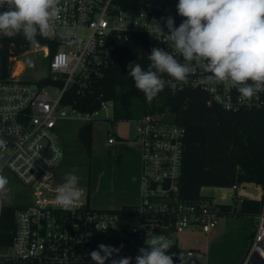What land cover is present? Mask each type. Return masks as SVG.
Returning <instances> with one entry per match:
<instances>
[{"label":"built area","instance_id":"2783aa9c","mask_svg":"<svg viewBox=\"0 0 264 264\" xmlns=\"http://www.w3.org/2000/svg\"><path fill=\"white\" fill-rule=\"evenodd\" d=\"M176 5L136 0L126 8L119 0H61L60 19L24 51L40 49L48 59L47 76L35 82L23 80L17 59L24 52L11 58L10 74L0 78V138L7 142L6 148L0 149V174L9 173L18 182L21 204L14 214L16 229L11 243H0V248L9 252L0 255V264H96L90 254L98 251L105 256L100 245L113 250L104 264L126 257L135 262L148 236L162 234L176 244L172 235L187 231L209 235L218 227L223 214L215 201L206 203L208 198L202 194L194 202L180 197L185 129L174 123L169 113L149 111L135 119L141 146V191L140 203L132 206L130 213L94 209L90 190L82 184L84 194L71 209L59 207L55 199L56 188L64 182L60 176L65 158L64 126L93 123L102 109L115 113L114 100H103L98 109L89 112L73 108L65 103L70 91L79 96L92 93L91 87L115 64L118 44L134 35L144 36L149 54L154 47L171 51L151 32L154 23L167 32L162 18L168 16L174 18V26L180 25L184 18ZM12 39L26 40L21 34L0 37V43ZM206 75L197 70L187 84L165 75L167 84L161 92L197 90L204 93L209 107L227 112L264 111V92L251 101L244 100L234 88L206 83ZM48 88L58 93L52 95ZM114 136L109 133V143L114 142ZM245 185L236 183L231 189L237 193ZM259 186L260 208L248 252L240 264H264V180ZM235 200L244 201L237 195ZM3 206L0 198V215Z\"/></svg>","mask_w":264,"mask_h":264},{"label":"clouds","instance_id":"9594fccd","mask_svg":"<svg viewBox=\"0 0 264 264\" xmlns=\"http://www.w3.org/2000/svg\"><path fill=\"white\" fill-rule=\"evenodd\" d=\"M61 0H0V37L23 35L30 44L46 35L60 19ZM178 14L184 19L178 27L174 18H162L168 29L164 32L154 23L156 38L168 44V49L154 47L147 56L145 70L138 62L127 65L135 87L151 102L167 81L187 84L197 70L206 73L205 82L234 88L241 99L251 101L264 92V0H178ZM158 39V38H157ZM7 142L0 138V149ZM76 170L66 173L64 182L56 188V203L66 210L83 196L81 177ZM9 178L0 174V198L11 192ZM135 257V264H173L170 249L173 241L162 234H153L144 241ZM100 252L90 255L96 264H104L112 249L100 245ZM131 257L113 260L112 264H131Z\"/></svg>","mask_w":264,"mask_h":264},{"label":"trees","instance_id":"16d2710c","mask_svg":"<svg viewBox=\"0 0 264 264\" xmlns=\"http://www.w3.org/2000/svg\"><path fill=\"white\" fill-rule=\"evenodd\" d=\"M136 0H119L128 7ZM32 44L26 40H6L0 43V78H6L12 69L11 58L19 56ZM54 48L51 50V55ZM150 55L146 40L142 35H134L129 41L120 42L117 47V60L106 69L101 81L91 87L90 94L77 95L71 90L65 103L83 112L98 109L100 102L114 100L115 119H130L129 107L134 101L147 102L144 94L135 87L133 79L127 75L129 63L138 62L147 69ZM152 111L164 113L166 107L171 120L185 129V152L183 174L180 184V197L184 201L194 202L200 199L201 190L207 187L231 188L236 183H254L260 185L264 180V111L241 110L227 112L218 106H207L206 97L201 91L160 92L153 100ZM161 103L163 108L156 107ZM157 109V110H155ZM160 110V111H159ZM149 112V110H148ZM145 110V114L148 113ZM78 140L87 156L93 145V123H85L78 130ZM63 166V168H62ZM60 176L72 172L63 161ZM85 170V169H84ZM132 206L120 211L128 214ZM222 214L231 212L233 207L220 206ZM260 203L244 200L240 213L255 215ZM18 206H3L0 215V243L9 245L16 226L14 214ZM115 238L121 239L116 236ZM120 244V243H119ZM119 244L117 246H119ZM173 264L181 249L173 244L169 250ZM108 264H112L108 263ZM135 264V262H131Z\"/></svg>","mask_w":264,"mask_h":264},{"label":"rangeland","instance_id":"374dc122","mask_svg":"<svg viewBox=\"0 0 264 264\" xmlns=\"http://www.w3.org/2000/svg\"><path fill=\"white\" fill-rule=\"evenodd\" d=\"M165 2H176L178 4V0H163ZM17 61H19V68H23L22 72H20V78L26 81L35 82L38 81L41 78H44L48 74V59L43 57L42 52L40 49L34 48L33 50L24 52ZM47 92L56 95L58 93V90L55 88H48ZM153 102H140V101H134L129 107L130 112V119H124V118H116L114 111L107 109V110H100L98 117L93 121V145H92V151L89 156H87L89 167L84 168L87 160L83 153V148L78 140V130L79 128L84 124L80 122H69L64 126L65 131H63L61 134L62 144L65 149V166L66 168H72V171L76 170V175L80 176V184L85 185L90 190V202L91 206L94 209H100V210H109L104 209L97 206V201L101 199V192L99 187V181L103 172V165L101 163V166L99 165V154L101 153V147L103 144V141H106L107 134L108 133H115V140H125L128 142H134L138 143L137 141V134H136V121L135 119L143 116L148 110L152 112L154 107H152ZM156 107H164L162 104L154 102ZM160 107V108H161ZM163 112L168 114V109L166 107L163 108ZM157 110V109H155ZM160 111V110H159ZM169 115V114H168ZM169 117V116H168ZM101 160V159H100ZM3 161L0 159V167H2ZM63 168V166H62ZM85 169V170H84ZM4 176H7L9 178V185L8 187L11 189V192L7 195L6 198H1L4 206H19L21 204L19 195L20 190L18 186V182L14 179H12V176L9 173L2 174ZM254 189V188H252ZM141 191V179L139 180V185L137 188H131L130 194L133 198V203L131 206L136 205L137 203H140L139 200V194ZM249 195H257L253 194L256 192L249 191ZM201 194L204 196L212 197V201L226 199L229 196V191L227 189H220L218 191L212 189V188H205L201 191ZM238 195L241 196V198H245V196L241 195V192H237ZM207 197V198H208ZM211 200V199H210ZM206 203H209V198L205 199ZM137 204V205H138ZM236 205V210H238L239 206ZM235 219L239 224H242L245 226L246 229L252 231L254 224L256 223V220L252 219H246L243 220H237ZM222 221V218L219 219V223ZM219 226V225H218ZM173 240H175L178 244V246L181 249H191L192 247H195L194 244L202 243L204 244L206 242V235L197 231H187L184 233H181L179 235H172L171 236ZM251 243V242H250ZM146 247V246H145ZM194 249V248H193ZM224 250H228L224 247L223 251L221 252V256L223 259H226L229 255V252H224ZM195 254L198 253V249L193 250ZM8 249L7 248H0V255L5 256L7 255ZM186 252H182L180 256H184ZM246 256V255H245ZM244 259V258H243Z\"/></svg>","mask_w":264,"mask_h":264},{"label":"crops","instance_id":"0c3cea01","mask_svg":"<svg viewBox=\"0 0 264 264\" xmlns=\"http://www.w3.org/2000/svg\"><path fill=\"white\" fill-rule=\"evenodd\" d=\"M108 139L109 133L106 141H103L98 160L99 165L101 166V163L103 165V172L99 181L101 199L97 201V206L109 210H120L132 205L131 188H137L141 179V146L139 143L125 140H114V142L109 143ZM207 188L216 191L222 189L219 187ZM224 189L229 191V196L226 199L214 200L219 206L233 207V210L221 216L222 221L219 226L209 235H206L204 244L197 243L194 244L195 247L183 250L176 242V245L182 250L181 253L186 252L184 256H180L181 253L178 255L177 264H240L247 254L254 227L249 232L245 226L233 218L243 221L249 218L256 220L255 215L240 213L242 203L235 200V195L241 196L231 188ZM249 191L256 192L253 194L257 195H249L251 194ZM240 192L241 195L245 196V198H241L243 200L258 202L260 200L261 189L259 185L246 183ZM208 198L213 199L211 196ZM235 204H238V210H236ZM224 247L228 249L224 252H229L226 259L221 256ZM193 248L199 250L197 254L194 253Z\"/></svg>","mask_w":264,"mask_h":264}]
</instances>
